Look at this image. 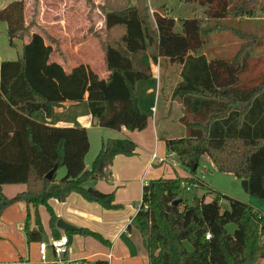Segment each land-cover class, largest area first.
I'll list each match as a JSON object with an SVG mask.
<instances>
[{
  "label": "trees",
  "instance_id": "obj_1",
  "mask_svg": "<svg viewBox=\"0 0 264 264\" xmlns=\"http://www.w3.org/2000/svg\"><path fill=\"white\" fill-rule=\"evenodd\" d=\"M183 1L202 6L204 18L183 20L181 33L174 32L175 20L165 13L155 11L150 22L144 9L130 6L110 11L91 2L88 15L99 10L105 31L124 29L121 48L98 40L106 79L85 64L66 72L51 61L52 54L62 56L58 45L52 47L58 42L44 33L46 43L41 33L31 32L36 24H26L23 0L0 10L10 45L15 47L13 41L19 40L24 50L23 60L0 62V186L25 185L15 198L0 200V212L17 201L25 203L27 220L29 208L35 212L34 228L24 225L28 243L41 242L39 206L55 220L48 204L51 199L65 202L75 193L105 210L119 209L112 193L84 184L110 179L114 158L134 156L137 150L129 139L102 140L90 168L85 169L90 147L86 129L49 126L34 120L33 114L40 111L50 119L53 110L65 103H85L98 127L142 131L147 116L138 108L136 85L151 79V65L165 59L181 66L180 82L170 96L181 105L178 122L184 133L165 139L164 144L173 160L189 170V176L158 179L142 187L132 223L145 241L148 264H264V215L219 193L211 202L205 201V195L194 196L189 205L182 198L187 188L204 187L195 180V171L205 157L215 171L240 179L248 195L264 199V62L251 56L254 44L249 40L231 58H211L202 52L209 35L223 27L217 23L203 28V20L251 17L249 6L256 0ZM59 168L65 169V175L56 181ZM53 170L52 179L47 180L45 176ZM222 199L227 206L222 207ZM177 200L180 203L175 207L172 203ZM228 224L235 227L231 234ZM69 233L103 242L100 235L86 229Z\"/></svg>",
  "mask_w": 264,
  "mask_h": 264
},
{
  "label": "rangeland",
  "instance_id": "obj_2",
  "mask_svg": "<svg viewBox=\"0 0 264 264\" xmlns=\"http://www.w3.org/2000/svg\"><path fill=\"white\" fill-rule=\"evenodd\" d=\"M13 1L20 0H0V10ZM23 1L25 7L23 11L25 22L26 19L28 23L34 21L36 26L31 31L35 29L37 32L41 33L42 36H44L46 43H49V40L46 39L44 33L55 39L58 44H52L53 48L57 45L60 47L59 43L65 38L63 35L65 30L67 31L68 36L72 39L77 38L83 41L84 46L82 48L81 56L79 55V57L68 62L69 65H73V67L80 63L89 64L92 60V64L94 62L96 64L99 63L98 59H96L95 41L106 40L115 48L123 47L120 37L123 33V28L116 27L106 31L108 32L106 33L104 26L102 27V23H99L103 20L100 11L95 9L91 15H88V12L82 11V14H76L74 16V13L80 11L79 6H82L84 11L87 7H90L89 5L91 2L94 7L99 8L105 6L111 11L134 6L139 10L144 9L149 16L150 22H152L153 13L159 11L160 13L167 14L168 17L175 20L174 32L176 33L182 32L181 22L183 20L193 17L204 18V8L202 6L195 3H186L183 0H91L90 4L86 3L85 0ZM41 6L43 9H40ZM249 7L253 8L251 17H230L218 22H205L203 20V28L214 27L217 23L223 25V27L209 35L207 46L202 52H207V56L211 58L215 55L231 58L237 50H239L241 44L246 43L249 40V42L254 44L253 48H251L252 50L250 49L251 56L255 58L260 57L259 59H262V62H264V0H256L253 2V5ZM37 8L40 10L38 11ZM34 9L36 13H34ZM95 13L98 14L95 15ZM64 21H67L66 29L62 28ZM45 24H47V26ZM250 37H252V39ZM252 43L250 44L252 45ZM62 47L66 49V43L62 45ZM17 59V50L10 45L9 39L6 35V25L0 22V62L16 61ZM163 61L167 62L165 59ZM179 67L180 66L177 64L170 66L160 65V67H158V71L160 70L165 73V76H167L166 80H162V83L167 90L165 92L162 90L159 97L155 94V85L143 83V87H140V92L143 94L142 109L144 110V114L146 113V115H148V126L142 131H128L124 129L129 138L138 141V144L136 143L138 146L137 154L135 155L136 160L140 162V169L137 173L138 179L134 181L129 178V176H120L117 180V184L114 185L116 178L113 173V176L110 179V185L116 190V192H113V196L115 201L117 199L119 200H117L116 203H118L120 207L116 210L105 211L107 215L109 214L107 219L109 218L119 221L122 218L129 219L135 215L141 201V183L143 186L158 179L189 176V170L178 165L176 160H173L175 158L166 150L164 141L161 140L166 137L160 134L161 129L159 122H157L156 129L160 140L155 138L151 119L153 115L149 109L151 106H157L158 111H160L164 106L163 104L165 100L163 96L168 94V89H170L167 81L171 82L175 79ZM78 106L76 115H78L82 121H87L90 116L87 105L79 104ZM178 115L180 116V112L172 110L169 113L168 120H166L165 128L169 131V135H171L169 138L183 136L184 128L178 122ZM41 116L43 118L42 113ZM93 126V129L88 130L90 147L85 158L87 169L90 168L93 159L97 155L102 140L122 139V135L118 134L115 130L96 127L97 125L95 124V121H93ZM130 133L132 136H130ZM158 159H164L165 161L159 163ZM64 175L65 169L59 168L56 171V181L61 179ZM195 180L202 181L204 187H193L190 191L184 190L182 198L187 205L191 204L194 196L201 197L205 195V201L211 202L214 199L215 193H219L226 197L244 202L264 215V199L248 195L242 189L240 179L230 174L215 171L205 157L200 159L199 165L195 171ZM87 186L88 184L84 185L85 188H88ZM209 189L211 192L207 194ZM1 198L3 197H0V200ZM220 204L224 207L227 206L228 202L226 199H222ZM26 214V206L24 202L21 201L13 202L1 209L0 264H60L52 250L49 248L46 253V259L42 262L38 254V243L27 242L24 225L27 223V229L30 230L34 228L35 212L29 208L30 217L28 220L26 219ZM37 218L41 224V242L48 243L51 237L50 231H52L49 227V223H51V215L45 207L39 206L37 209ZM80 220L83 221V223H86L82 218ZM130 229L135 231V225H130ZM226 229L231 234L235 227L232 224H228ZM115 230H112V232ZM64 235L68 239L67 250L70 259L95 256L90 260V264H93L96 260H99L102 257L101 254L97 253L108 252V243L99 241L90 235H79L69 232H65Z\"/></svg>",
  "mask_w": 264,
  "mask_h": 264
},
{
  "label": "crops",
  "instance_id": "obj_3",
  "mask_svg": "<svg viewBox=\"0 0 264 264\" xmlns=\"http://www.w3.org/2000/svg\"><path fill=\"white\" fill-rule=\"evenodd\" d=\"M37 9L39 11L40 9H43V7L41 6L40 9L39 8ZM79 10H80L79 12L77 11V13H74V16L76 14L80 15L83 12H89L87 8L84 11L82 6H79ZM97 14L98 13H95V15ZM66 22L67 21H64V24L62 26L63 29H66V25H67ZM29 23L26 19V24L28 25ZM99 23L100 24L102 23V27H103V20ZM75 24H76V21H75ZM45 25L47 26V24ZM31 32L38 33L37 30L35 29ZM63 35L65 38L64 40H61V42L59 43L60 45L59 48L62 53V56L58 54H52L50 56V60L55 63H58L59 65L63 67V69L66 72H68L73 68V65H69L68 62L70 60L75 59L76 57H79V55L81 56L82 48L84 44L81 39H77V38L72 39L70 36H68V33L66 30L65 32H63ZM64 42L67 45L66 49L62 47V45L65 44ZM94 45H95L96 59H98L99 63L96 64L94 62L92 64V61H93L92 60L91 63L89 64L88 63H80V64H85L89 66L92 69V71L98 75L99 78L106 79L108 76V73L106 72L105 65H104L103 50L101 49L98 41H95ZM163 60L164 59H159L157 60V63L155 65H151V73H152L151 79L145 82L140 81L136 85L138 108L142 113H144V110L142 109L143 94L142 92H140V89H141L140 87H143V83H150L151 85L152 84L155 85L154 91H155L156 96L158 97L159 95H161L162 90L164 92L167 90L166 87H164V84L162 83V80L163 79L166 80L167 76H165V73L161 72L160 70L158 71V67H160V65L170 66L174 64H170L169 62H164ZM180 69H181V66L178 68V74L175 76V79L173 81L171 82L167 81L170 89H168L169 90L168 94H165L163 96L165 101L163 104L164 106L161 108V110L158 111L157 106L156 107L151 106L149 108L151 110V114L153 115L151 118L153 134L155 138L159 140L160 138L158 137V131L156 129L157 122H159V125H160V129H161L160 134L162 136H165L166 137L165 139H170L169 136L171 135H169V131H167L165 128L166 120H168L169 118V113L172 110H176L180 112V116L182 114V109L180 110L181 105L179 104L178 101L172 100L170 96L172 89L180 82V76H179ZM79 104H85V103H65L63 107L55 108L52 112L50 119H46L44 117V114L40 111L34 113L32 117L34 120L38 122H41V123H44L46 125L53 126V127H62V126L64 127H84L87 131V136H88L89 145H90V137H89L88 130L94 128L93 126L94 120L92 119L90 115L87 121L85 120L82 121L80 117L76 115ZM41 113L43 114V118L41 116ZM157 115H158V120H157ZM146 116H147V126H148V123H149L148 115ZM180 116L178 115V119ZM79 122H82V123H79ZM125 130L124 128H121L119 131H116V130L115 131L118 134L122 135L121 137L122 139H129L135 144L136 143L138 144V141L129 138ZM131 133H130V136H132ZM165 139H161V140L164 141ZM136 154H137V150H136ZM135 155L134 156L117 155L114 158L113 164L111 166L112 176L114 173V176L116 178L114 185L117 184V180L119 179L120 176H129V178L133 179L134 181L138 179L137 173L140 169V162L136 160ZM84 165H85V169H87L85 160H84ZM110 179L109 180L108 179H98L96 181H90L88 183H85L84 185L88 184L87 186L88 188L90 187V188L96 189L102 193H112L113 194V192H116V190L113 188V186L110 185L111 183ZM142 187L143 186L141 183V190H142ZM24 190H25V185L23 184L2 185L0 186V197L11 200L15 198L16 196H18L19 194H21L22 192H24ZM116 201H115V204H118L116 203ZM48 204L51 207L53 214H54V218H55L54 221H51V223H49V227L50 229H52V231H50V236H51L50 238L59 237L60 235H64L65 232H69V231H63L56 227L57 219L58 220L60 219L62 221L67 222V224H71V226H75L74 228L76 229H86L94 233H97L98 235L101 236L104 243H108L109 249L107 253L106 252L97 253V254H101L102 256L101 259L99 260L106 259L108 261V264H148V258H147V252H146L144 239L142 238V236L140 235L137 229L135 231H132L130 229V225L133 224L132 219L135 215L129 219L122 218L119 221H115L109 218L107 219L109 215V214L107 215V213L105 212L107 210L103 209L98 204L86 202L79 195L75 193L71 194L66 199L65 202H58L55 199H51ZM26 211H27V208H26ZM81 218L86 223H83V221L80 220ZM112 230H115V231L112 232ZM41 241H42V236H41ZM94 257L95 256L83 257V258H80L79 260L83 261L85 264H90L91 258H94ZM67 258H69L68 254H67Z\"/></svg>",
  "mask_w": 264,
  "mask_h": 264
},
{
  "label": "built area",
  "instance_id": "obj_4",
  "mask_svg": "<svg viewBox=\"0 0 264 264\" xmlns=\"http://www.w3.org/2000/svg\"><path fill=\"white\" fill-rule=\"evenodd\" d=\"M155 157V156H154ZM164 159H158L159 163L164 162ZM187 191L188 188H187ZM209 236H206V239H208ZM68 239L65 235H60L59 237H52L50 238L48 243H38V254L39 258L42 262L46 259V253L48 248L52 250L54 256L57 258V260L60 262V264H85L83 261L79 259H70L67 258L68 250Z\"/></svg>",
  "mask_w": 264,
  "mask_h": 264
},
{
  "label": "water",
  "instance_id": "obj_5",
  "mask_svg": "<svg viewBox=\"0 0 264 264\" xmlns=\"http://www.w3.org/2000/svg\"><path fill=\"white\" fill-rule=\"evenodd\" d=\"M13 45L15 46V48H16V50H17L18 58H19L20 60H23V58H24V50H23L22 42L19 41V40H14V41H13ZM53 173H54V170L51 171V172H49V173L45 176V178H46L47 180H51V179H52V175H53ZM179 203H180V200H177V201H174V202L172 203V205L175 206V207H177V206L179 205ZM56 227H57L58 229L63 230V231H71V230H75V229H76V228H74L73 226H71V225H69V224L63 222V221L60 220V219L57 220V222H56Z\"/></svg>",
  "mask_w": 264,
  "mask_h": 264
}]
</instances>
